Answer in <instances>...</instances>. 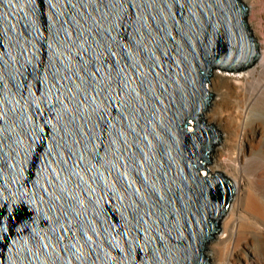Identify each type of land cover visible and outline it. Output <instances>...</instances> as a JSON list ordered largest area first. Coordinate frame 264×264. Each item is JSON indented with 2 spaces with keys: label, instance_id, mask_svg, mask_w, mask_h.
I'll list each match as a JSON object with an SVG mask.
<instances>
[{
  "label": "water",
  "instance_id": "water-1",
  "mask_svg": "<svg viewBox=\"0 0 264 264\" xmlns=\"http://www.w3.org/2000/svg\"><path fill=\"white\" fill-rule=\"evenodd\" d=\"M246 0H0V264H212L215 70L260 58Z\"/></svg>",
  "mask_w": 264,
  "mask_h": 264
},
{
  "label": "bare ground",
  "instance_id": "bare-ground-1",
  "mask_svg": "<svg viewBox=\"0 0 264 264\" xmlns=\"http://www.w3.org/2000/svg\"><path fill=\"white\" fill-rule=\"evenodd\" d=\"M250 7V4H248ZM251 24L249 22V28ZM252 31V28H251ZM253 33V31H252ZM254 34V33H253ZM257 39V38H256ZM259 42L260 58L251 67L240 71L215 70L212 77H210L209 89L212 92H217V96L211 101L206 116L215 115L218 116V121L227 120L226 124L232 123L234 117L241 125V131L244 132L252 110H257L255 113V120L258 123L256 128L264 131V89L262 84L258 83V87L255 88L249 95L248 102L244 106L239 105L233 112L228 111V114L222 117V111L217 110L220 101L227 99V90H221L224 79L232 78V76H238L239 78L250 77L254 71L261 72L264 68V41ZM264 87V86H263ZM218 104V105H217ZM213 111V112H212ZM235 112V115L232 114ZM209 120V119H208ZM253 120V119H252ZM222 122V121H221ZM210 123V122H209ZM230 123V124H231ZM260 123L262 125H260ZM228 128L230 125H226ZM218 128L222 129L220 126ZM225 129V127H224ZM228 135L225 139V144L222 148L235 149L237 152V158L231 165L224 166L220 164L217 159V154L221 151V148L217 151V154L211 159L209 163V170L213 172H222L227 176H230L237 184V193L232 201L230 210L223 218L221 229L222 233L215 236L213 240L208 241V246L204 251L207 256H211L212 264H240L236 258L239 255V250L243 249L241 246L246 241L249 235H257L262 237L264 232V206L261 200H264V191L261 190V183H256V188L252 185V179L249 177V171L255 163L264 164V159L259 155H251L252 157L243 153L242 145L238 144L240 139V132L235 129L227 130ZM226 132V133H227ZM256 132V130H255ZM242 137V134H241ZM224 153V152H223ZM264 174V173H263ZM263 178V177H262ZM252 220L256 224H252ZM253 227V228H252ZM261 240V239H260ZM206 244V246H207ZM239 247V248H238Z\"/></svg>",
  "mask_w": 264,
  "mask_h": 264
},
{
  "label": "rangeland",
  "instance_id": "rangeland-1",
  "mask_svg": "<svg viewBox=\"0 0 264 264\" xmlns=\"http://www.w3.org/2000/svg\"><path fill=\"white\" fill-rule=\"evenodd\" d=\"M246 2L250 4V11L248 15V21L251 24L250 29L252 28V31L254 33L253 35L257 39L259 38L260 41H264V0H246ZM213 74L211 75V77L213 76ZM223 81H224L223 86L220 89L227 90L228 92H227V99L225 101H220L218 103L219 106L217 110L222 111L221 118L225 117L228 114V111L230 112H233V110L235 111L239 105L244 106V104H246V101L248 102V98L251 92L258 87L259 82L260 84H262L261 85L262 89H264L263 87L264 68L262 69L261 72H257L256 69L250 77L247 76L246 78H239L238 76L236 77L232 76V78L224 79ZM212 93H213V98L218 97L216 94L217 92L212 91ZM255 113H257V110H252V112L250 113V118L244 132L241 131V125L235 117L234 120H232V123L230 122L231 124L230 123L226 124L227 120H221L222 122L218 121L217 114L216 116L213 114L212 116L211 115L206 116L207 123L210 122L211 124L217 127L220 126L222 128V129L219 128L223 136L222 141L215 148L213 152V157H214L217 154V151L221 148V151H219V154H217L216 156L220 164L230 167L229 165H231V163H233L237 158V152L239 151V149L232 150L231 147H228L227 149L222 148L223 145L225 144V139L227 138L226 136L228 135L227 130L229 131L232 128L242 134V137L240 134V139L238 141V144L240 146L242 145L241 147L243 149V153H245L250 157H252L251 155H256V157L259 155V157L261 156L264 159V131H262L261 129H259L260 131H258V128H256V125H258V123L254 119ZM232 114L235 115V112ZM226 125L228 126L230 125V127L228 128ZM260 125L262 124L260 123ZM263 173H264V164L255 163L249 171V177L252 179V185L254 186V188H256L257 186L256 183L259 182L261 183L260 186L261 190L264 191ZM261 201L264 206V200ZM252 224L259 225L256 224L254 220H252ZM220 233H222L221 227H220V231L216 235ZM262 233H263L262 237L259 236V234L252 236L249 235L246 241L243 242V245L241 246L243 249L239 250L238 252L239 255L236 258V260L240 264H264V232ZM215 236L211 240H213ZM207 247L210 248L208 244L206 248ZM208 257H210V259L212 258L211 256Z\"/></svg>",
  "mask_w": 264,
  "mask_h": 264
}]
</instances>
